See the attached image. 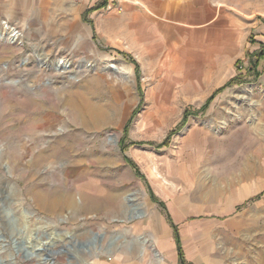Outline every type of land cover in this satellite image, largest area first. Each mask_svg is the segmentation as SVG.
Returning a JSON list of instances; mask_svg holds the SVG:
<instances>
[{"label":"rangeland","instance_id":"374dc122","mask_svg":"<svg viewBox=\"0 0 264 264\" xmlns=\"http://www.w3.org/2000/svg\"><path fill=\"white\" fill-rule=\"evenodd\" d=\"M124 3L0 30V264L152 256L150 211L185 264H264V0L199 28Z\"/></svg>","mask_w":264,"mask_h":264},{"label":"crops","instance_id":"0c3cea01","mask_svg":"<svg viewBox=\"0 0 264 264\" xmlns=\"http://www.w3.org/2000/svg\"><path fill=\"white\" fill-rule=\"evenodd\" d=\"M103 1L106 0H0V30L4 28L7 36L11 32L17 36L19 34L17 30L21 31V34L36 35L44 24L54 18L65 19L71 16L79 20H84V17L92 20L97 12L103 10V6L96 8ZM123 1H125L123 6L129 7L130 11H140L142 6L157 12L160 16L179 18L184 24L196 28L214 20L221 12L220 0ZM196 31L189 30L191 33ZM102 203L103 201L96 203L95 209L99 208L107 213L108 210L103 209ZM151 209L152 207L149 210ZM152 212L150 211L151 216H147L146 213L148 218L145 219L146 216H143L133 224V227L145 236L147 242H152V256H149L150 251L144 248L139 254L112 255L107 259L98 258L91 264H179L172 227L162 216L158 223L157 216Z\"/></svg>","mask_w":264,"mask_h":264},{"label":"trees","instance_id":"16d2710c","mask_svg":"<svg viewBox=\"0 0 264 264\" xmlns=\"http://www.w3.org/2000/svg\"><path fill=\"white\" fill-rule=\"evenodd\" d=\"M104 3H105V1H103L100 5H98L96 8H98V7H100V6H102V5H104ZM95 9V8H94ZM89 23H92V21L90 20V19H88L87 20ZM133 62H135V61H133ZM136 68H137V64H136ZM233 81L231 80V81H229L227 84H224L222 87H220L216 92H218L219 90H222L225 86H227L228 84H230V83H232ZM129 124V123H128ZM127 124L125 125V130H127ZM122 148V151L124 150V148L123 147H121ZM124 158L125 159H127L128 160V162L134 167V169L137 171V167H136V165H134L133 164V162L132 161H130L127 157H125L124 156ZM138 172V171H137ZM151 197L154 199V200H156L155 199V197H154V195L153 194H151ZM174 237H175V245H176V250H177V254H178V258H179V260H180V264H185L184 263V258H183V252H182V248H181V243H180V240H179V237H178V235H177V232L175 231V229H174Z\"/></svg>","mask_w":264,"mask_h":264},{"label":"bare ground","instance_id":"6f19581e","mask_svg":"<svg viewBox=\"0 0 264 264\" xmlns=\"http://www.w3.org/2000/svg\"><path fill=\"white\" fill-rule=\"evenodd\" d=\"M8 37H9V40L11 41V40H14L15 39V37H16V34L14 33V32H11L9 35H8ZM77 101H80V100H77ZM78 105V104H77ZM79 110V109H78ZM81 116V115H80ZM79 117V116H78ZM77 117V118H78ZM81 119V118H80ZM60 120V119H59ZM81 121V120H80ZM56 124V123H55ZM57 125V124H56ZM47 129H49V130H51V129H53V122L52 123H50V124H48V126L46 127Z\"/></svg>","mask_w":264,"mask_h":264},{"label":"water","instance_id":"95a60500","mask_svg":"<svg viewBox=\"0 0 264 264\" xmlns=\"http://www.w3.org/2000/svg\"><path fill=\"white\" fill-rule=\"evenodd\" d=\"M38 248H35L34 250H37ZM31 255H33V252L29 251V250H22V257L27 258L30 257Z\"/></svg>","mask_w":264,"mask_h":264},{"label":"built area","instance_id":"2783aa9c","mask_svg":"<svg viewBox=\"0 0 264 264\" xmlns=\"http://www.w3.org/2000/svg\"><path fill=\"white\" fill-rule=\"evenodd\" d=\"M112 2V1H111ZM110 2V3H111ZM113 7V5H110V6H106V8H108V9H111Z\"/></svg>","mask_w":264,"mask_h":264}]
</instances>
